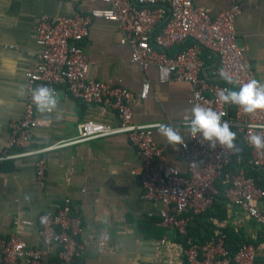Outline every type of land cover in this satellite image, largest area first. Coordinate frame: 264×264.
<instances>
[{
	"label": "built area",
	"instance_id": "built-area-1",
	"mask_svg": "<svg viewBox=\"0 0 264 264\" xmlns=\"http://www.w3.org/2000/svg\"><path fill=\"white\" fill-rule=\"evenodd\" d=\"M79 1L91 4L89 10L70 15L43 14L35 24L34 63L25 72L23 111L18 119L9 121V136L0 162L35 155V179L43 184L46 155L50 151L93 138L124 134L140 159L139 197L157 208L160 225L183 237L188 264H255L256 246L250 242L239 243L231 254L222 230L216 229L204 243L195 241L188 232L194 216L208 210L222 195L229 205L242 209L261 226L264 238V213L258 208L264 188L248 170L250 166L264 168V150L257 151L248 143L250 134L264 136V110L246 114L239 105H226L217 98L221 90L239 91L243 84L258 81L245 54L246 46L239 43L235 29L242 1L232 0L229 7L216 14L194 0ZM94 19L117 23L120 42L129 48L130 61L140 69L154 67L163 83L187 82L191 107L199 104L226 113L222 121L226 120L237 133L236 148L228 149L217 142L212 149L211 142L203 141L200 136L193 139L188 134L187 146L175 149L184 169L169 164L166 147L153 138V129L161 123H136L132 119L134 104L149 95V82L144 81L135 92L89 77L90 62L83 41ZM172 47L176 49L169 52ZM206 52L214 57L209 66ZM39 86L53 89L56 97L64 88L68 96L79 101L115 110L117 122L87 119L79 125L76 137L40 149H28L32 129L42 123L32 99L33 90ZM189 118V114L183 115L171 125L179 128ZM240 144L246 148L244 154L238 152ZM14 148L20 150L13 152ZM22 222L31 224V221ZM36 222L38 242L35 244L16 233L0 237V264H73L82 255L83 220L74 213L69 197L55 203L52 210L39 214ZM160 244L173 245L164 239Z\"/></svg>",
	"mask_w": 264,
	"mask_h": 264
},
{
	"label": "crops",
	"instance_id": "crops-1",
	"mask_svg": "<svg viewBox=\"0 0 264 264\" xmlns=\"http://www.w3.org/2000/svg\"><path fill=\"white\" fill-rule=\"evenodd\" d=\"M240 1L242 12L235 22L238 41L245 44V54L256 78L264 85V0ZM194 2L216 14L229 7L232 0ZM90 7L91 4L79 0H0V154L8 140L9 121L18 119L23 111L25 72L34 63L32 36L36 22L43 14L70 15L86 12ZM83 45L90 62L89 77L135 92L144 81L149 82L148 97L133 106L134 122L171 125L189 114V84L160 82L154 67L142 70L131 62L129 48L120 42L117 23L94 19ZM205 54L209 66L214 57ZM56 99L50 113L38 111L42 123L32 129L28 149H40L76 137L79 125L87 119L117 122L115 110L79 101L68 96L64 88ZM179 129L186 139L184 126ZM153 138L166 147L167 162L184 169L175 149L158 134L156 127ZM46 156L43 184L35 179V155L0 162V237L16 233L29 243H37L38 215L69 197L74 213L81 216L84 225L81 236L84 252L73 264H187L183 237L160 225L157 208L139 197L140 159L126 135L68 144ZM256 173L254 178L264 188V168H257ZM216 202L211 207L214 214L205 220L214 225V231L222 230L226 238L230 231L236 234L238 243L254 244L255 264H264L261 226L245 211L227 202L215 209ZM258 208L264 213V198ZM162 239L173 245L162 246Z\"/></svg>",
	"mask_w": 264,
	"mask_h": 264
},
{
	"label": "clouds",
	"instance_id": "clouds-1",
	"mask_svg": "<svg viewBox=\"0 0 264 264\" xmlns=\"http://www.w3.org/2000/svg\"><path fill=\"white\" fill-rule=\"evenodd\" d=\"M221 76L228 83H232L231 79L224 73H221ZM217 98L226 105H239L246 114H254L257 110H264V85H260L256 80H251L243 84L239 91L221 90L217 94ZM32 99L40 112L51 111L57 104L55 91L46 86H39L34 89ZM187 112L190 118L184 124V131L193 139L198 136L202 137L203 141L211 142L209 147L212 149L216 147L217 142L228 149L236 148L234 142L237 133L230 129L226 120L222 121V117L226 113H220L211 107L199 104L193 105L187 109ZM155 127L158 134L173 149L178 150V146H187L185 136L181 134L179 128L166 124H157ZM248 143L257 151L264 150V136L250 134Z\"/></svg>",
	"mask_w": 264,
	"mask_h": 264
},
{
	"label": "trees",
	"instance_id": "trees-1",
	"mask_svg": "<svg viewBox=\"0 0 264 264\" xmlns=\"http://www.w3.org/2000/svg\"><path fill=\"white\" fill-rule=\"evenodd\" d=\"M238 152L244 154L246 152V148L242 144H240ZM257 168L258 167H255V166L249 167V173L255 178L257 174L256 173ZM222 187L223 186L220 185L221 190H222ZM224 202H226L225 198L222 195H219L218 201L216 202L217 206L215 205V209H218V207L224 204ZM212 214H214V208L210 207L208 210L201 213L200 215L194 216V218L192 219L188 232H189V235L198 243H204L213 236L214 225L211 222H208L205 220L206 217ZM226 243H227V247L229 248L231 254H233L236 251L237 246L239 244L236 239V234L230 233V231L227 232ZM232 264H235V263L232 262Z\"/></svg>",
	"mask_w": 264,
	"mask_h": 264
}]
</instances>
